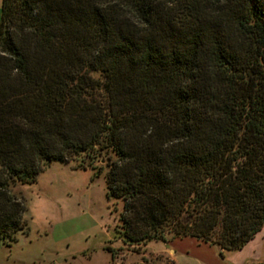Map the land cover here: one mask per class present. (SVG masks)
<instances>
[{"label":"trees","instance_id":"16d2710c","mask_svg":"<svg viewBox=\"0 0 264 264\" xmlns=\"http://www.w3.org/2000/svg\"><path fill=\"white\" fill-rule=\"evenodd\" d=\"M82 154L131 244L243 248L264 227V2L2 0L0 246L28 228L15 187Z\"/></svg>","mask_w":264,"mask_h":264},{"label":"rangeland","instance_id":"374dc122","mask_svg":"<svg viewBox=\"0 0 264 264\" xmlns=\"http://www.w3.org/2000/svg\"><path fill=\"white\" fill-rule=\"evenodd\" d=\"M82 160L87 162L86 155L72 162L49 161L35 182L15 187L26 199L28 228L18 232L11 245L0 246V264H258L264 261V227L238 250H221L193 236L131 244L121 219L123 201L109 193L106 169L96 174L92 167H77L75 164Z\"/></svg>","mask_w":264,"mask_h":264},{"label":"crops","instance_id":"0c3cea01","mask_svg":"<svg viewBox=\"0 0 264 264\" xmlns=\"http://www.w3.org/2000/svg\"><path fill=\"white\" fill-rule=\"evenodd\" d=\"M1 6H2V0H0V12H1ZM260 232H262V230ZM259 259H261V258H259Z\"/></svg>","mask_w":264,"mask_h":264}]
</instances>
